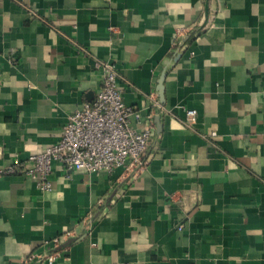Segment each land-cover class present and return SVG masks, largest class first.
I'll use <instances>...</instances> for the list:
<instances>
[{
  "label": "crops",
  "instance_id": "0c3cea01",
  "mask_svg": "<svg viewBox=\"0 0 264 264\" xmlns=\"http://www.w3.org/2000/svg\"><path fill=\"white\" fill-rule=\"evenodd\" d=\"M102 62L148 164L2 175L0 264H264V0H0V168L59 142Z\"/></svg>",
  "mask_w": 264,
  "mask_h": 264
},
{
  "label": "built area",
  "instance_id": "2783aa9c",
  "mask_svg": "<svg viewBox=\"0 0 264 264\" xmlns=\"http://www.w3.org/2000/svg\"><path fill=\"white\" fill-rule=\"evenodd\" d=\"M102 68V87L95 100L75 111L63 128L59 142L43 152L30 156L27 161L16 160L2 175H23L37 181L42 191L52 189L53 163L59 162L66 170L80 173H111L116 167L141 170L148 161L144 158L152 133V125L138 130L143 116L137 108L126 104L121 89L122 77L109 62L98 64ZM185 124L192 127L197 122V111L185 110ZM151 115L145 117L151 119ZM179 226V230H182ZM60 239L51 243L56 246ZM60 254L34 255L33 261L54 263Z\"/></svg>",
  "mask_w": 264,
  "mask_h": 264
}]
</instances>
